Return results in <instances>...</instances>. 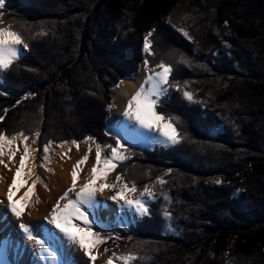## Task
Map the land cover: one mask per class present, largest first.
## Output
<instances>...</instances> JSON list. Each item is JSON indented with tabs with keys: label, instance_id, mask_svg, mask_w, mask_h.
<instances>
[{
	"label": "trees",
	"instance_id": "16d2710c",
	"mask_svg": "<svg viewBox=\"0 0 264 264\" xmlns=\"http://www.w3.org/2000/svg\"><path fill=\"white\" fill-rule=\"evenodd\" d=\"M0 18L29 45L0 71V131L27 144L39 131V151L89 136L115 146L108 90L143 61L181 86L156 107L179 142L124 145L107 177L135 195L148 185L149 214L101 249L131 264H264V0H4Z\"/></svg>",
	"mask_w": 264,
	"mask_h": 264
},
{
	"label": "snow or ice",
	"instance_id": "6c2138e0",
	"mask_svg": "<svg viewBox=\"0 0 264 264\" xmlns=\"http://www.w3.org/2000/svg\"><path fill=\"white\" fill-rule=\"evenodd\" d=\"M3 8L4 0H0V9ZM151 35L152 33L149 32L144 38V51L150 55L153 54L150 51L149 38ZM184 35L187 36L188 33L185 32ZM28 47L29 45L24 41L21 34L13 30L11 25L3 26L2 18H0V71L10 69L11 66L20 59V52L22 49H27ZM181 62L184 61L182 60ZM148 63L149 62L146 60L145 69L151 74L145 78L144 82L140 84L136 92L127 101L123 116L129 121H134L140 129H147L150 131L156 130L162 137H164L165 141L170 142L171 144H176L179 140L177 129L172 122L175 118L165 117L163 114H159L156 111V107L160 97L167 94L169 88H175L177 91H181V86L169 82V76L172 72L170 65L161 61L155 66L160 69V71H153L148 68ZM4 94L5 93L0 92V95ZM183 97L186 100L193 101L192 94L186 90L183 91ZM17 103H19V101H17ZM109 107L111 108V105ZM3 119L4 117L0 116V121ZM33 135L36 138H39L40 132L35 131ZM18 139L24 144L23 155L20 157V167L17 168L11 184L8 185L7 200L9 202L8 208L10 212L15 217L20 218L22 215V208H18L17 205L12 202L13 188L17 187V178L21 175V169L24 167L25 160L28 157L29 145L24 142L28 141L30 137L23 132H17L12 136H8L5 132L0 131V157L5 155V145H12ZM32 142L36 143L35 140ZM83 142L94 143L95 141L94 138L89 136L85 137ZM52 143V141H49L47 144L43 145L45 161L49 160L48 154ZM67 143L69 142L62 141L58 146L63 147V145ZM71 143L76 145L77 150H79L80 142L73 140ZM103 148H110L111 155L102 156ZM38 150L39 148L32 149L33 152ZM16 151H19V149L17 148L15 151L10 150V154L8 155L9 161L13 159ZM90 152L91 146H89L88 152H86L73 165L71 172L72 186L57 199L55 205L51 208V211L45 219L49 224L54 226L59 233H62L68 241L78 245L84 254L94 262L97 257L92 255L93 248H97L98 245L105 243L108 239H112L111 236L104 237L101 236L99 231H93V225L95 222L91 218V213L88 209L94 207L96 194L98 192L102 193L105 189H108L109 191L114 192L109 199L116 202L123 201V205L135 209L143 215H147L149 214V211L144 202V198L153 199L155 198V193L148 185H145L138 195H134L137 193L135 183L130 186L123 181V176L121 174L116 175L115 182H108L107 177L110 172L115 170L117 166L116 162L128 158L125 154L126 149L121 143V139H116L115 146L111 144L103 146L99 143L96 144L95 163L91 168L89 179L79 187L78 191H76L75 198H70L69 194L75 191L77 187V170L81 168V165L88 161ZM0 164H3V160H0ZM4 166L8 167L6 164ZM29 172H31V169H29ZM37 179H40V177H37ZM97 181L101 182L97 184ZM155 183L164 185L166 181L162 177H157ZM216 183H220V181H216ZM33 184H35V181H33ZM31 191L32 189L30 188L25 192L24 197H27ZM165 198L167 199L166 195ZM62 201L67 202L62 205ZM165 215L168 216L169 213L166 212ZM19 228L27 234L28 239L35 241V244L40 247L41 252L47 253V257L51 264H55L56 253L51 250L50 245L45 246L47 242L43 238L37 237L30 225L22 222L19 224ZM115 239H120V237L116 236ZM105 251H107V249H105ZM137 258L138 257L132 253L117 256V254L113 252L106 264H114V260H119L121 264H131V262Z\"/></svg>",
	"mask_w": 264,
	"mask_h": 264
},
{
	"label": "bare ground",
	"instance_id": "6f19581e",
	"mask_svg": "<svg viewBox=\"0 0 264 264\" xmlns=\"http://www.w3.org/2000/svg\"><path fill=\"white\" fill-rule=\"evenodd\" d=\"M153 71H160V69L155 68ZM149 74L151 73L145 72L141 68L133 76L123 78L117 85L111 86L109 89L112 107L107 118V128L116 133L121 141L126 140L141 147H149L150 144L154 143H170L165 141L158 131L140 129L134 121H129L123 116L127 101ZM35 147L29 149L28 157L21 169L20 179L17 180V183L19 186L23 185L22 183L26 178L27 182L33 183L35 181L36 186L34 184L35 187L31 188L32 186L27 187L25 185L26 191H21L19 194L13 192L12 202L18 208H22L20 218L15 217L10 212L7 200L8 185L11 184L17 168L20 167V157L23 155L20 142L17 145H5V155L0 157V160H3V164H0V264H51L47 253L41 252L35 241L28 239L27 234L19 228V224L22 222L30 225L37 237L43 238L47 242L45 246L50 245L51 250L56 253L55 264H92V261L78 245L68 241L45 219L57 199L72 186L73 165L86 153L87 147L79 144V150H77L76 145L56 146L54 157L44 167L36 165V152L32 151ZM17 148L19 151H16L13 159L9 161L10 150L15 151ZM5 164L8 167H5ZM90 168H92V164L88 160L77 170V187L75 191L69 194L70 198L74 199L76 191L89 179ZM30 188L32 189L31 193L27 197L22 196ZM113 194L114 192L108 189L96 194L94 207L88 209L95 222L93 230H97L101 228L100 225L111 221L126 223L131 217L139 214L135 209L123 205V201L116 202L109 199ZM66 202L62 201L61 204ZM3 242L6 244L5 247H3ZM92 255H96L95 248L92 250ZM110 256H104L98 261V264H106ZM114 264H118L117 260H114Z\"/></svg>",
	"mask_w": 264,
	"mask_h": 264
},
{
	"label": "rangeland",
	"instance_id": "374dc122",
	"mask_svg": "<svg viewBox=\"0 0 264 264\" xmlns=\"http://www.w3.org/2000/svg\"><path fill=\"white\" fill-rule=\"evenodd\" d=\"M22 47V46H21ZM23 52H24V49H22V51L20 52V56L23 54ZM141 68H143V70L145 71V72H148V71H146V69H145V62H142V63H140V65H139V69H138V71L141 69ZM156 67H154V68H149V69H152V70H154ZM137 71V72H138ZM136 73V72H135ZM149 73V72H148ZM131 76H133V74L131 75ZM114 86V85H113ZM110 88V87H109ZM108 95H109V98L111 97L110 96V92H109V90H108ZM110 101H111V98H110ZM111 107H112V103H111ZM111 108H109V110H110ZM107 120V119H106ZM108 126H107V124H106V127H105V131L108 133V134H110L111 136H113L115 139H119L118 138V136H117V134L116 133H114L113 131H111V130H109V128H107ZM33 140H35L36 141V143H33L32 141ZM84 140H82V141H78V142H80L79 144H83L84 146H86L87 148H86V152H88V149H89V146H91V152H90V154H89V159L88 160H90L91 161V164H92V166H93V164L95 163V148H96V144H97V142H88V143H84L83 142ZM20 142V145H21V149H22V152H23V148H24V144L23 143H21V141L18 139L17 141H15V143L13 144V145H17L18 143ZM25 143V142H24ZM121 143L123 144V145H130V146H135V147H141V146H136V145H133V144H131V143H129L128 141H126V140H122L121 141ZM61 143H52V145H51V147H50V152H49V154H48V156H49V160L51 159V158H53L54 157V152H55V147L56 146H58V145H60ZM29 145V149L31 148V147H35V148H38V140H37V138L36 137H34L32 140H31V142L28 144ZM71 146V145H73L71 142L70 143H67V144H64L63 146ZM154 145H159V146H164V147H167V146H169V145H172L171 143H168V144H160V143H154V144H150V146L149 147H151V148H148V146L146 147V146H142V148H148V149H152L153 148V146ZM111 155V149L110 148H103V151H102V156H110ZM44 156H45V154H44V152H43V146H41V150L39 151H36V153H35V158L37 159L36 160V165L38 166V167H44V166H46V164L48 163V161H45L44 160ZM119 162H125L124 160L123 161H117L116 163H119ZM91 169V168H90ZM15 172V171H14ZM24 172H26V171H24ZM18 179H20L19 177L17 178V180ZM99 182H101V181H97V183H99ZM108 182H115V180H113V181H109L108 180ZM20 184V183H19ZM23 185H21V186H19L18 185V183H17V187H15L14 189H13V192L15 193V194H19L21 191H23L24 192V190L26 191V189H24V188H26V186L27 187H29V186H32L31 188H33V187H35L36 186V182H35V186H34V184L33 183H31V182H27V180H26V178H25V181H24V183H22ZM26 185V186H25ZM131 186V185H130ZM135 195V194H134ZM22 196H24V195H22ZM21 196V197H22ZM145 199V204H146V206H148V204H149V202H150V200L151 199H148V198H144ZM141 215H143V214H141V213H139L137 216H134V217H131V219H129L126 223H121V222H114V221H111V222H109V223H105L104 225H100V227L101 228H99V229H97V230H93V231H99L100 232V234H101V236H104V237H108V236H111L112 238H115L117 235H118V227H127L130 223H134L136 220H137V218L139 217V216H141ZM148 215V214H147ZM109 241V239L106 241V242H108ZM105 242V243H106ZM3 244V247H5L6 246V244L3 242L2 243ZM104 244V243H103ZM101 245V244H100ZM100 245H98V247L97 248H95V250H96V260L93 262L92 261V264H98V261L99 260H101L104 256H107V255H112V252L109 250V249H107V248H103V249H101L100 247ZM105 249H107V251H105ZM117 256H120V255H117ZM117 262H118V264H121V262L119 261V260H117ZM68 264H71V263H68Z\"/></svg>",
	"mask_w": 264,
	"mask_h": 264
}]
</instances>
